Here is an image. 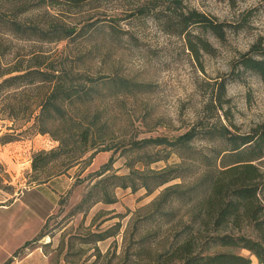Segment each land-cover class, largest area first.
I'll return each mask as SVG.
<instances>
[{
    "label": "rangeland",
    "instance_id": "obj_1",
    "mask_svg": "<svg viewBox=\"0 0 264 264\" xmlns=\"http://www.w3.org/2000/svg\"><path fill=\"white\" fill-rule=\"evenodd\" d=\"M144 1L89 0L70 12L64 6L49 9L68 25L85 27L60 42L6 36L10 51L4 61L12 64L20 57L27 64L33 52L42 53L73 72L95 77L120 74L148 87L117 96L101 90L90 105L92 111H101L102 121L109 119L115 135L107 143L113 148L91 157L96 150L92 149L55 177L69 158L63 155L37 172L32 160L38 151L58 147L59 141L36 132L33 120L0 112V137L13 139L0 144V264H156L157 255L180 241L190 226L199 228L200 203L206 194L202 177L208 169L204 159L219 143L200 134L187 150L164 145L137 149L131 140L172 139L202 121L224 123L240 133L264 123V82L252 72L239 78L233 72L240 53L258 41L264 43V0H183L220 20L248 17L245 27L229 33L226 41L193 29L216 49L214 55H203V68L184 37L165 32L152 16L131 14ZM37 14L30 12L29 17L38 18ZM223 78L229 79L224 106L209 117L206 105L213 85ZM144 153L162 159L147 165ZM111 157V169L98 175ZM258 163L264 172V158ZM132 166L146 171L173 167L180 176L153 192L144 187L137 191L112 187L108 180L116 201L95 202L104 197V184H97L100 179L128 174ZM102 234L105 238L98 240ZM215 251L241 253L259 264L246 249L214 246L209 250Z\"/></svg>",
    "mask_w": 264,
    "mask_h": 264
},
{
    "label": "trees",
    "instance_id": "obj_2",
    "mask_svg": "<svg viewBox=\"0 0 264 264\" xmlns=\"http://www.w3.org/2000/svg\"><path fill=\"white\" fill-rule=\"evenodd\" d=\"M88 1L0 0V112L14 119L22 116L27 122L33 120L31 127L36 132L50 134L59 141L58 147L49 151L40 150L32 160V169L37 172L45 170L63 155L69 158L70 163L58 170L54 177L65 173L74 160H79L92 149L96 150L91 157L98 151L113 148L107 143L115 135L109 119L102 121L101 111L98 108L92 111L90 105L101 90H108V96H117L124 92L130 93L134 88L148 87L120 74L95 77L85 72H73L58 67L54 61H48L42 53L33 52L27 64H24L23 57L14 64L4 61L10 51L7 35L53 43L73 38L79 31H84L85 27L68 25L49 9L64 6L70 12L81 8ZM34 11H39L41 15L37 14L38 18L29 17V13ZM131 14L152 16L161 22L165 32L184 37L187 49L202 68L203 55H214L216 49L205 35L195 33L193 29L200 28L203 33H211L220 41H226L229 33L243 29L248 20L247 16L237 22L220 20L189 7L183 0H145ZM233 72L236 73L235 78L245 72H252L264 82V43L258 41L248 51L240 53L233 64ZM228 80L223 78L213 85L212 98L206 105L209 117L215 116L224 106ZM29 90L33 91L31 96L28 95ZM200 134L219 143L213 153L204 159L208 169L202 177L206 182V194L200 203V226L197 230L190 226L180 241L157 255L156 264L253 262L251 256L233 251L209 252L214 246L246 249L257 257L259 264H264V172L258 163L264 158V123L249 132L240 133L224 123L202 121L199 127L195 126L172 139L157 136L140 141L132 139L130 143L132 148L137 149L164 145L187 150ZM11 141L12 138L0 137V143ZM144 157L138 160H144L147 165L162 159L148 153H144ZM113 162L114 158L111 157L98 171V175L110 170ZM176 170L168 167L146 171L132 166L128 174L107 175L97 183L104 184V197L95 202L116 201L108 189V180L112 187H130L133 191L144 187L153 192L179 177ZM48 179L39 183L43 184ZM170 189L168 187L167 191ZM246 228H250V234L242 232ZM104 238L102 234L98 240Z\"/></svg>",
    "mask_w": 264,
    "mask_h": 264
},
{
    "label": "crops",
    "instance_id": "obj_3",
    "mask_svg": "<svg viewBox=\"0 0 264 264\" xmlns=\"http://www.w3.org/2000/svg\"><path fill=\"white\" fill-rule=\"evenodd\" d=\"M1 145H5V144H7V143H5V144H3V143H0Z\"/></svg>",
    "mask_w": 264,
    "mask_h": 264
}]
</instances>
